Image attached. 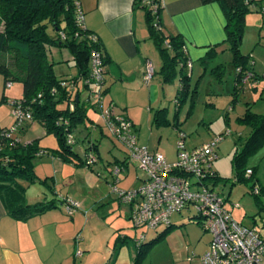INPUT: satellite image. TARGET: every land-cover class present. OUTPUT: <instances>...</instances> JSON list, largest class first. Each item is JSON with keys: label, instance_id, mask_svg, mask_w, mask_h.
Returning a JSON list of instances; mask_svg holds the SVG:
<instances>
[{"label": "rangeland", "instance_id": "374dc122", "mask_svg": "<svg viewBox=\"0 0 264 264\" xmlns=\"http://www.w3.org/2000/svg\"><path fill=\"white\" fill-rule=\"evenodd\" d=\"M257 1H259L258 5L254 9L251 7L253 12L245 15L239 52L246 57L253 58L254 61L251 59L252 62H249L248 60V64L254 66V62H256L255 72L260 74L262 67L259 60H264V0ZM254 10L258 11L254 12ZM162 47L165 45L163 44ZM69 57V52L64 49L51 54L52 72L56 79H69L75 76L73 62L68 59ZM232 59V53L226 46L218 52L217 57L206 70L195 63L190 88L179 104H176L174 95L178 86V76L173 81L170 79L165 82L161 106L166 108L165 117L170 122V126L156 128L152 125L150 138L153 140L151 141L153 148H158L166 157L174 158L175 162L179 133L184 135L185 150L188 151L186 147L189 144L199 147L210 142L216 136L228 132L229 135L223 136L217 145V160L212 164V169L219 178L214 180L213 189L222 199L226 200L225 207L229 210L232 209V217L236 222L245 227H255L259 231H264V148H261L247 161V167L255 170L251 180L236 183L231 168L233 155L240 152L242 143L250 134L251 126L242 121L246 110L249 109V112L254 115L264 114V81L258 79L256 81L258 85L250 82L237 84ZM217 64H223L224 68L216 69ZM156 77L158 76L156 75ZM2 87L0 78V96ZM4 94L10 102L21 99V85L12 83L5 86ZM191 101H193V111L189 117H186ZM107 103L106 101L103 103L104 109L108 107ZM157 106V104L148 106L151 121L159 107ZM12 112L13 107L10 103L0 104V127L11 128L14 123ZM86 114L87 119L92 120L93 124L103 126L97 111L88 108ZM80 127L81 125H78V129ZM88 127L90 130L93 128L92 124H89ZM93 134L99 142L100 155L97 156L96 163L89 169L85 166H77L78 161L76 160L72 162L55 158V155L59 156L55 152L57 141L54 136L46 135L38 123L30 124L21 137L20 143L24 146L36 141L39 151L47 154L35 156L31 161L33 176L36 180L34 183L29 184L26 179H18L17 182L25 187L24 198L28 205L43 202L42 194L50 192L48 186L51 187L54 181L59 184L55 188L58 192H62L60 194L68 193L69 196L74 194V201L78 204L74 214L78 238V242H76L80 248H82V244H89L93 248L89 253H83V256L89 258V264H100L106 246L110 248L114 244L116 233L120 228L129 236L126 241L135 244L134 241L142 233H144L145 240L148 241L163 231L164 226H159L155 230L133 228V218L131 217V220L127 218L128 211L117 204L119 203L117 195L110 190V185L114 180L108 171L117 166L112 163V155L118 159L125 157L128 162L127 168L123 167V172L119 175L118 183L115 185L118 190L125 192L134 190L144 174L138 168L137 162L129 160L126 152L119 145L116 146V149H111V138L105 130L103 131L104 137L99 132H93ZM81 137L80 134H77L78 142L74 145V150L81 158H84L85 151L82 144L85 143ZM102 164L106 166V170H103ZM254 184H257L259 188V197L251 194V186ZM232 205L238 207L233 209ZM193 213L192 209L190 212L184 210L181 214L171 216L170 221L174 224L182 223L184 220H188L190 214ZM197 222L198 224L195 220H190L191 224L181 228L188 227L194 243L197 244V240L200 238L201 244L204 245L206 241L210 240V236L203 231L201 222ZM194 243L186 247L188 243L185 241L184 247L180 251V257L190 258L193 255L196 257L198 252V257H200L206 252L201 249L195 250ZM96 249L98 252L94 251ZM158 253L160 254L159 251L155 252L154 258L158 256ZM198 257L193 258L195 264H199ZM151 259H153L152 254ZM81 260H77L76 263L80 264Z\"/></svg>", "mask_w": 264, "mask_h": 264}, {"label": "crops", "instance_id": "0c3cea01", "mask_svg": "<svg viewBox=\"0 0 264 264\" xmlns=\"http://www.w3.org/2000/svg\"><path fill=\"white\" fill-rule=\"evenodd\" d=\"M140 1L141 0H77V3L83 14L84 28L95 35L100 43L105 73L103 103L106 101L108 105L111 104L114 113L123 114L132 123L138 147H144L152 153L160 154L166 163L171 164L174 163V158L171 159L166 157L158 148H153V143L151 142L153 140L150 138L151 126L153 125L156 128L158 126L154 124V115L156 113L153 114V120L151 121V113L148 106L157 104L159 107L157 106L156 112L161 109L166 110L165 107L161 106V96L164 95L163 91L165 87L163 84L166 81L162 74L164 59L150 37L146 17L147 10L140 5ZM254 1L256 4L259 2L257 0ZM162 2L163 5L158 17V24L160 27L158 33L166 39L165 42L169 41L167 39L174 37L177 38V41L181 42L183 56L186 62L190 63L188 75L189 84L191 85L194 64L196 63L206 70L209 64L211 65L212 61L217 57L218 52L223 50L226 46L229 47L226 42L224 15L219 4L215 2L207 5H202L199 0H162ZM163 44L164 43H162V46ZM162 48L166 50L165 53L169 58L174 56L175 52L172 49L166 48V46ZM212 49H215V58L209 61L208 65H203L202 63L208 57V53ZM62 50L63 49L52 48L49 59L54 51L61 52ZM69 56L68 59H71L73 62L70 53ZM250 59L253 60V58ZM50 61L53 64V61ZM259 61L262 67V72H260V74L259 72H255L256 62H254V66L251 65L252 67H249L250 71L241 70V67L234 68L233 66L237 84L250 82L258 85L256 81L258 79L263 80L264 60L261 59ZM147 64H150L154 69V75L149 84L143 82V75ZM219 65L223 64H217L215 68L218 69L217 67ZM237 69L239 72H237ZM248 72H252L253 78H246V73ZM237 73L240 74L241 78L236 77ZM156 75L158 77H156ZM76 76L77 71L75 69V76L72 78H76ZM176 76H178V86L174 95L177 101L176 104H179L178 90L180 87V65L178 64H176L172 70L171 80L173 81ZM0 78L3 86L0 100L3 96L8 100L7 96L4 94L3 78L1 76ZM76 90L80 91L79 100L83 106L86 107V110L90 108L94 111L93 108L88 106L85 102L87 100V92L82 88L80 81H77ZM186 117L189 116L186 114ZM89 124H92L93 128L91 130L88 127ZM101 124L103 125L102 119ZM29 125H27L25 130L21 133V137L24 135ZM3 128L6 127H0V129ZM104 130L106 131L104 125L102 127L95 125L92 120L87 119L81 124L79 129L78 126L75 129L74 145L78 142L76 138L77 134H80L83 139L82 141L85 143V146L82 144L85 153L89 151V149H96L97 156H99V142L94 137L93 132H99V134L103 136ZM107 134L109 135L108 132ZM109 137L111 138V149H116V146L119 144L110 135ZM194 148L197 147L191 144L186 147L188 151ZM55 150H58V145ZM72 151L79 159H82L77 151L74 150V146L72 147ZM39 153L41 154H37V156H44V154H47L40 151ZM54 157L59 158L56 155ZM112 157L113 164L115 163L117 166L127 168L125 157L121 159L114 157V155H112ZM75 160L76 158H72L67 161L75 162ZM102 166H104L103 170H106V166L103 164ZM108 173L110 175V171H108ZM144 180L145 175L139 180L138 186H136L135 189L140 187ZM58 185L59 184H56L54 181L51 186L52 191L42 194L43 202L53 199L59 201L65 198L75 202L74 194H70L71 196H69L68 193L65 195L60 194L62 192H58L55 188ZM67 191L69 192V190ZM117 204L123 206L128 211L127 218L131 220L132 210L120 203ZM75 211H77V209ZM74 214L75 212L71 216H68L62 205L26 221H17L7 214L0 197V264H77L76 261L80 259H82L80 264H89V258L83 256V253H89L93 248H91L89 244H82V248L79 247L77 243L78 238ZM187 224H191L189 218L179 224H174L170 221L168 227H171V229L165 238L157 243V246L154 245L147 252H144L143 257L138 262L136 256L139 248L136 244H131L126 241L129 236L120 228L115 238L121 242L116 244L115 240L110 248L106 246L104 254L101 256L102 259L100 260V264H195L194 261L199 256V252L196 257H193L195 259L180 257V251L181 248L184 247L185 241L188 243L186 247L194 243L188 227L181 228ZM166 228L167 227L164 226L163 230ZM209 241L210 240L206 241L204 245H202L199 238L197 244L194 243L193 248H195V250L201 249L204 252V250L206 251L208 249ZM79 248L82 249L81 252ZM94 251L98 252L97 249ZM158 251L160 254L158 253V256L154 258L155 252ZM151 254L153 255V259H151Z\"/></svg>", "mask_w": 264, "mask_h": 264}, {"label": "trees", "instance_id": "16d2710c", "mask_svg": "<svg viewBox=\"0 0 264 264\" xmlns=\"http://www.w3.org/2000/svg\"><path fill=\"white\" fill-rule=\"evenodd\" d=\"M199 1L202 5L214 2L219 4L225 18L226 42L233 56V66L241 67V70H249L251 65L249 66L248 60L251 62V59L240 54L239 45L245 15L253 12L251 7L254 9L257 6L256 2L254 0ZM76 2L77 0H0V76L3 78L4 88L8 83L21 85L22 98L12 102L32 117L29 123L23 124L17 130L13 139L20 141L21 133L27 125L32 122L39 123L46 135H52L56 139L58 145L56 152L61 160L76 158L78 161L76 165L84 167L83 158L79 159L73 153L72 147L75 144V129L87 120L86 107L79 100L80 91L76 90L72 95L69 87L70 82H73L77 88V81H80L82 88L88 89L85 82L89 77V52L92 47L101 51V47L99 42L94 46L88 44L87 36L92 33L76 25ZM256 11L258 10H254ZM146 17L150 37L164 59L162 74L166 82L171 79L175 65H180L179 103L188 93L190 85L189 69L181 50V42L175 37L167 39L169 47L166 48L175 52L174 56L169 58L165 53L166 50L162 48V43H165L166 39L153 29V19L148 11H146ZM52 48L66 49L70 53L74 62L73 66L77 71L76 78H55L49 59ZM215 55V49H212L202 64L208 65ZM217 68L222 70L223 65ZM236 77L241 78L238 73ZM12 102L6 100L5 96L0 100V104ZM70 105H73L72 110H69ZM192 111L193 101L189 104L187 116H190ZM165 112V109H161L154 115L156 126H170ZM242 121L249 124L251 130L242 143L240 152L234 154L231 160L236 183L253 178L254 168L250 169L249 178L244 176L245 171L249 169L247 161L264 148V114L254 115L247 109ZM6 130L7 128L0 129V134ZM66 134L73 136L74 144L66 143ZM10 142L0 138V197L7 214L17 221H26L58 206L64 207L68 200L66 198L59 201L53 199L35 205L26 203L25 187L17 180L26 179L29 184L36 181L31 161L37 156L39 149L36 141L24 146L20 142L11 146ZM87 154L97 158L96 149H89L85 155ZM91 167L87 168L91 169ZM217 178L219 177L216 176L215 179ZM254 186L256 184L251 187ZM48 188L51 192L52 188L50 186ZM191 217L190 214L189 218ZM165 227L167 228L151 240L146 241L144 238L138 247L137 262L143 257L144 252L165 238L171 229V227ZM119 242L121 241L116 240V244Z\"/></svg>", "mask_w": 264, "mask_h": 264}, {"label": "built area", "instance_id": "2783aa9c", "mask_svg": "<svg viewBox=\"0 0 264 264\" xmlns=\"http://www.w3.org/2000/svg\"><path fill=\"white\" fill-rule=\"evenodd\" d=\"M140 5L152 17L153 29L159 32L158 17L163 5L162 0H141ZM75 7L76 25L85 29L83 14L77 2ZM87 43L94 46L98 44V40L95 35L90 34L87 36ZM164 44L169 47L167 42ZM103 63L102 52L92 47L89 52V77L85 82L88 87L85 102L98 112L106 131L125 150L127 158L137 162L138 168L145 175L140 187L125 192L115 187L119 175L123 172V166H115L110 171L114 180L110 190L117 195L120 204L132 210L133 228L155 230L162 225L169 226L171 216L184 210L190 212L192 209L194 213L189 219L195 220L197 224V221H200L203 231L210 236L208 249L198 257L199 264H264V231H259L255 227H245L236 222L232 217V209L225 207L226 200L213 189L217 175L212 169V164L217 160V145L223 136L229 135L228 132L191 151L185 150V137L179 133L176 143L177 160L171 164L166 163L160 154L137 146L133 125L123 114L114 113L111 104L106 109L103 108L105 83ZM187 68L190 69V63H187ZM153 75V67L147 64L143 82L149 84ZM251 77H253L252 72L246 73L247 79ZM9 85L8 83L6 87ZM69 90L74 95L75 83L70 82ZM10 104L13 107L14 123L6 132L0 134V138L11 141L13 146L20 142L13 139L14 134L23 124L29 123L32 117L19 105H14L13 102ZM72 109L73 105H70L69 110ZM66 143L74 144L71 134H66ZM83 161L86 167H91L96 163V158L92 154H87L84 155ZM244 176L249 178L251 170H246ZM259 192L256 185L252 188L251 194L259 196ZM77 207V203L68 199L64 211L71 216ZM237 207L232 205L233 209ZM144 238L142 233L134 241L137 247Z\"/></svg>", "mask_w": 264, "mask_h": 264}]
</instances>
